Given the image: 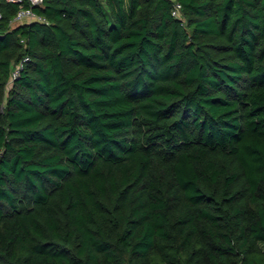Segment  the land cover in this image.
<instances>
[{
	"label": "trees",
	"instance_id": "1",
	"mask_svg": "<svg viewBox=\"0 0 264 264\" xmlns=\"http://www.w3.org/2000/svg\"><path fill=\"white\" fill-rule=\"evenodd\" d=\"M176 1L0 2V264H264V0Z\"/></svg>",
	"mask_w": 264,
	"mask_h": 264
},
{
	"label": "built area",
	"instance_id": "2",
	"mask_svg": "<svg viewBox=\"0 0 264 264\" xmlns=\"http://www.w3.org/2000/svg\"><path fill=\"white\" fill-rule=\"evenodd\" d=\"M2 0H0L1 2ZM7 2H14L19 4V8L11 20L12 25H18L20 23L24 22H31L34 20H44L43 17L37 15L35 11L33 10L34 6L37 5H43L44 0H5ZM173 14L180 17L181 11H180V4L175 0L174 2V9ZM2 11L0 9V19L2 18ZM28 59V57H24L22 61H20L14 70L11 72V75L9 77V83H12L14 79L19 75L21 68L23 67V63Z\"/></svg>",
	"mask_w": 264,
	"mask_h": 264
}]
</instances>
